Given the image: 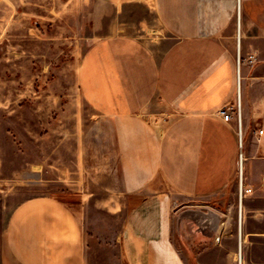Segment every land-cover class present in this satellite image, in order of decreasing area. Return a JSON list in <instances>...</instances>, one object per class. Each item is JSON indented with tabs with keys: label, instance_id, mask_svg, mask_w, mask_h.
<instances>
[{
	"label": "crops",
	"instance_id": "obj_1",
	"mask_svg": "<svg viewBox=\"0 0 264 264\" xmlns=\"http://www.w3.org/2000/svg\"><path fill=\"white\" fill-rule=\"evenodd\" d=\"M81 15L94 39L77 75L88 111L76 114L63 174L86 182L77 191L89 207L125 213L105 248L118 264H188L178 206L202 214L239 195L240 179L253 188L240 201L247 222L264 216V0H93ZM238 54L256 64L238 70ZM238 100L241 144L235 118L219 114ZM99 235L85 236L64 200L33 197L7 220L0 264H94Z\"/></svg>",
	"mask_w": 264,
	"mask_h": 264
},
{
	"label": "rangeland",
	"instance_id": "obj_2",
	"mask_svg": "<svg viewBox=\"0 0 264 264\" xmlns=\"http://www.w3.org/2000/svg\"><path fill=\"white\" fill-rule=\"evenodd\" d=\"M92 1L0 0V251L14 208L33 197L53 196L78 211L85 236L100 234L101 249L92 263H119L117 250L105 248L120 232L125 213L89 207V194L77 191L86 182L75 171L63 174L74 168L76 114L88 111L77 75L94 41L81 15ZM208 206L197 208L202 212L197 215L192 201L178 206L183 217L174 221V236L180 251L188 264H240L239 195H224ZM262 215L248 223L243 211L242 264H264ZM196 231L202 241H195Z\"/></svg>",
	"mask_w": 264,
	"mask_h": 264
},
{
	"label": "built area",
	"instance_id": "obj_3",
	"mask_svg": "<svg viewBox=\"0 0 264 264\" xmlns=\"http://www.w3.org/2000/svg\"><path fill=\"white\" fill-rule=\"evenodd\" d=\"M257 61L256 56L250 55L247 58H241L240 54H238V70H240L241 66L243 65H249L252 66ZM220 116L223 118L224 121L229 122L233 118H235L237 127H238V136L240 140V144L242 142V114H241V107L240 102L238 100V103L236 105H229L224 108H222L219 111ZM264 134L263 130H259L257 132L258 136H262ZM253 193V188L245 186L240 179L239 182V198L240 200L248 195H251Z\"/></svg>",
	"mask_w": 264,
	"mask_h": 264
},
{
	"label": "bare ground",
	"instance_id": "obj_4",
	"mask_svg": "<svg viewBox=\"0 0 264 264\" xmlns=\"http://www.w3.org/2000/svg\"><path fill=\"white\" fill-rule=\"evenodd\" d=\"M240 41V39H238ZM238 46H240V43L238 42ZM240 51V50H239ZM241 200H239V212H240V217L238 221V238H239V243H238V253H237V259L240 264H242V246H243V238H242V221H243V205L240 203Z\"/></svg>",
	"mask_w": 264,
	"mask_h": 264
}]
</instances>
